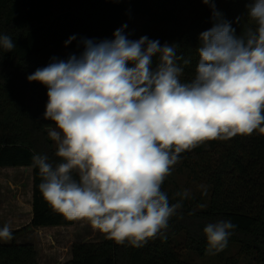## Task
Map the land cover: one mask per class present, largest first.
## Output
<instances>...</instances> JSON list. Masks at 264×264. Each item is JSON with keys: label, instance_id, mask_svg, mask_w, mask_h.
Masks as SVG:
<instances>
[{"label": "clouds", "instance_id": "1", "mask_svg": "<svg viewBox=\"0 0 264 264\" xmlns=\"http://www.w3.org/2000/svg\"><path fill=\"white\" fill-rule=\"evenodd\" d=\"M202 3L212 26L199 34L189 80L182 77L192 56L178 53L179 44L129 39L127 24L110 40L81 38L78 55L53 57L27 77L46 87L43 118L54 124L47 134L56 161L32 157L53 211L89 222L117 244L166 240L170 219L190 195L177 192L181 201L171 203L162 190L181 154L214 140L264 134V0H247L248 22L239 34L215 0ZM76 39L70 36L65 47ZM15 47L0 35V48ZM235 227L230 220L207 224L209 251L223 250ZM0 238H13L8 224Z\"/></svg>", "mask_w": 264, "mask_h": 264}, {"label": "trees", "instance_id": "2", "mask_svg": "<svg viewBox=\"0 0 264 264\" xmlns=\"http://www.w3.org/2000/svg\"><path fill=\"white\" fill-rule=\"evenodd\" d=\"M216 8L232 21L237 34L247 24V0H215ZM211 9L202 0H0V35H8L16 47L0 48V167L30 166L33 171V215L31 221L12 230V241L0 238V264H39L33 242L15 236L30 227L70 225L55 212L39 190L41 177L33 167L34 154H47L56 161L55 145L47 134L54 125L45 120L47 89L27 77L47 66L53 57L66 60L79 54L81 38L112 39L127 24L129 39L147 36L151 40L179 44V52L192 56L183 80L194 74L199 34L212 26ZM241 17L239 24L235 23ZM141 21L140 27H135ZM134 27V28H133ZM77 37L65 47V41ZM180 165L203 176L210 186L209 202L202 195L181 201L174 189L162 185L171 203L183 207L169 221L167 239H151L141 247L117 244L106 234L99 241L72 244L70 264H196L185 260L173 244L184 232L186 248L204 256L208 243L204 227L218 220H230L236 227L228 243L239 249L221 264H238L254 251L257 264H264V134L236 135L227 140L206 142L180 156ZM198 203L203 208H195Z\"/></svg>", "mask_w": 264, "mask_h": 264}, {"label": "rangeland", "instance_id": "3", "mask_svg": "<svg viewBox=\"0 0 264 264\" xmlns=\"http://www.w3.org/2000/svg\"><path fill=\"white\" fill-rule=\"evenodd\" d=\"M141 24L142 22L139 21L135 24V27H140ZM51 127H54V125H51ZM28 169L29 168H20L18 166L1 167L0 169L1 177L9 178L13 182H17L16 184H18V186L11 188L12 190H10V192L21 195L24 201L20 206L23 208L22 213H2L10 210L9 203L4 202L6 199L10 198V194L8 193L9 189L6 187L7 184L0 181V212L2 211L0 213V225L2 222L8 223L11 230L17 229L13 228L14 226H24L22 224L28 220L27 212H29L30 209L28 210V205H26L25 202L27 199H30L31 190ZM166 179L168 180L166 189H170L171 191L178 189V191H175L176 193L189 190V197H198L202 195L204 205L209 202L210 186L206 179L203 176L197 177L196 173L190 171L189 168H183L180 162L173 167L172 174ZM201 186L204 187L202 188ZM178 198L181 199V197ZM194 207L203 208L200 203ZM0 228L2 227L0 226ZM104 237L103 232L94 228L89 222L77 220L71 227H45L39 230L30 227L28 230L17 234L15 239L20 242L27 241L35 243L39 255V264H69L72 257V244L74 242L99 241ZM184 239L185 233L182 232L173 238V244L177 246V250L181 253L183 259L196 264H221L227 256L235 253L240 247L239 243L232 242L218 252L214 250L209 251L208 249L207 253L202 256L198 252L186 248L183 244ZM2 241L11 242L12 239H2ZM238 264H257L254 251L247 252Z\"/></svg>", "mask_w": 264, "mask_h": 264}, {"label": "crops", "instance_id": "4", "mask_svg": "<svg viewBox=\"0 0 264 264\" xmlns=\"http://www.w3.org/2000/svg\"><path fill=\"white\" fill-rule=\"evenodd\" d=\"M7 167H13V166H7ZM7 167H5V168H7ZM18 167H20V168H25V167L26 168H29L28 169L29 170L28 172L30 174V183H31V185H30L31 186L30 199H27L25 201L26 202V205H28V210L30 209V211L27 212L28 213V215H27L28 216V220L22 224V225H26V224H28L31 221V218H32V215H33V171H32V167H30V166H18ZM0 169H1V167H0ZM0 181L3 182L4 184H7L6 187L9 189L8 190V193L10 194V198H8V199H6V201H4V202H8L9 203V209L10 210L9 211L8 210L7 211H4V212L1 211V212L2 213H9V212L10 213H22V209L23 208L20 207L21 204L24 202L22 196L19 195V194H15V193L13 194V193L10 192V190H12L11 188H14V187L18 186V184H16L17 182H13L11 179H9V178L7 179V178L1 177V176H0ZM76 221L77 220H75V222L73 224H70V225L37 226V227H32V228L33 229H36V230H39L40 228H45V227H71V226H73L76 223ZM5 224H8V223L2 222L0 226L3 227ZM20 226L21 225L14 226L13 228H18ZM103 234H104V236H106L105 233H103Z\"/></svg>", "mask_w": 264, "mask_h": 264}]
</instances>
